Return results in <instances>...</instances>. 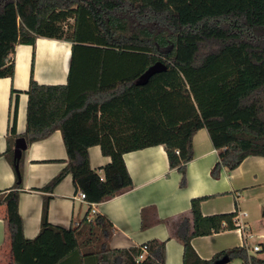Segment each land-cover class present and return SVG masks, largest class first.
I'll return each instance as SVG.
<instances>
[{
	"label": "trees",
	"instance_id": "obj_1",
	"mask_svg": "<svg viewBox=\"0 0 264 264\" xmlns=\"http://www.w3.org/2000/svg\"><path fill=\"white\" fill-rule=\"evenodd\" d=\"M73 20V22H70ZM69 41L67 84H40L31 76L27 127L16 132L17 105L5 155L16 174L0 190L5 206L12 264H165L166 241L152 239L130 248H111L112 223L102 214L85 216L69 228L49 221L55 187L69 174L86 200L99 203L133 185L124 154L163 145L171 168L187 185L193 136L206 128L219 160L212 169H234L249 155L264 156V0H0V77L15 74L14 52L37 37ZM161 61L167 69L147 83L140 76ZM60 129L68 158L45 186L41 228L26 238L19 212L23 157L16 168L13 145L27 144ZM111 158L91 166L89 148ZM191 200L193 229L183 217L173 233L184 246L183 264H264L244 246L203 259L195 236L237 228L236 212L204 216ZM264 216V211H263ZM146 246L143 259L137 260Z\"/></svg>",
	"mask_w": 264,
	"mask_h": 264
},
{
	"label": "crops",
	"instance_id": "obj_2",
	"mask_svg": "<svg viewBox=\"0 0 264 264\" xmlns=\"http://www.w3.org/2000/svg\"><path fill=\"white\" fill-rule=\"evenodd\" d=\"M72 44L69 41L37 37L34 45L20 43L14 52L15 74L0 77V190H8L16 174L5 155L10 128L17 105L16 132L23 135L27 127V107L31 76L40 84H67L71 66ZM16 142V140H15ZM13 145V149L15 146ZM193 158L187 163V185L181 187L182 174L171 168L163 145H155L124 154V161L133 185L113 197L91 204L78 197L71 174L54 189L49 203V221L69 228L78 225L91 213L104 215L113 225V235L107 239L111 248H130L152 239L166 241L165 264H183L184 246L174 232L183 217L193 229L191 200L208 196L201 202L204 216L246 212L241 220L243 230L236 228L209 235L195 236L191 243L199 256L211 259L217 252L244 246L251 254L264 258V156L249 155L239 166L222 168L218 177L212 169L219 160L206 128L193 136ZM23 191L19 212L26 238L40 231L44 195L36 190L45 186L66 165L67 150L60 129L27 145L23 151ZM91 166L99 169L111 158L99 145L89 148ZM94 214V215H95ZM93 215V216H94ZM5 206H0V264H12L11 241L4 219ZM260 245L261 252L253 247ZM224 264H243L241 259Z\"/></svg>",
	"mask_w": 264,
	"mask_h": 264
},
{
	"label": "water",
	"instance_id": "obj_3",
	"mask_svg": "<svg viewBox=\"0 0 264 264\" xmlns=\"http://www.w3.org/2000/svg\"><path fill=\"white\" fill-rule=\"evenodd\" d=\"M167 66L161 62L158 61L156 63H154L153 65H151L139 78L138 80V84H145L147 83V81L149 80V78L157 73V72H161L163 70H166ZM27 141L24 137H18L16 139L15 142V146H14V160L16 161V168L18 169L19 167V161L23 156V151L26 150L27 148Z\"/></svg>",
	"mask_w": 264,
	"mask_h": 264
},
{
	"label": "built area",
	"instance_id": "obj_4",
	"mask_svg": "<svg viewBox=\"0 0 264 264\" xmlns=\"http://www.w3.org/2000/svg\"><path fill=\"white\" fill-rule=\"evenodd\" d=\"M78 197L81 198V199H83V200H86V195H85V193L82 192V191H79V193H78ZM94 214H95V208L92 206V208H91V213H90V214L88 215V217H87L88 220H92ZM245 215H247L246 212H237V213H236V216H235V219H234L235 222H236V224H237V228H239V229H241V230H243V231H244V229L246 228V224L242 222V220H241V216H245ZM142 249H143V253H141V254L138 256V258H137L138 261L141 260V259H143L145 253L147 252V248H146V246H144ZM253 251H254V252H261V251H262V248L260 247V245H255V246L253 247Z\"/></svg>",
	"mask_w": 264,
	"mask_h": 264
},
{
	"label": "rangeland",
	"instance_id": "obj_5",
	"mask_svg": "<svg viewBox=\"0 0 264 264\" xmlns=\"http://www.w3.org/2000/svg\"><path fill=\"white\" fill-rule=\"evenodd\" d=\"M70 22H73V20H71ZM252 253V252H251Z\"/></svg>",
	"mask_w": 264,
	"mask_h": 264
}]
</instances>
